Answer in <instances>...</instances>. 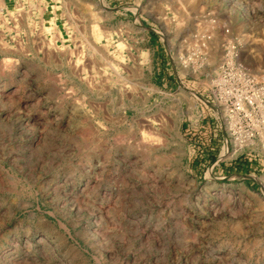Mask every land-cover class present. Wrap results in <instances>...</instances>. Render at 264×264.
Returning a JSON list of instances; mask_svg holds the SVG:
<instances>
[{
    "label": "rangeland",
    "instance_id": "obj_1",
    "mask_svg": "<svg viewBox=\"0 0 264 264\" xmlns=\"http://www.w3.org/2000/svg\"><path fill=\"white\" fill-rule=\"evenodd\" d=\"M0 264H264V0H0Z\"/></svg>",
    "mask_w": 264,
    "mask_h": 264
},
{
    "label": "built area",
    "instance_id": "obj_2",
    "mask_svg": "<svg viewBox=\"0 0 264 264\" xmlns=\"http://www.w3.org/2000/svg\"><path fill=\"white\" fill-rule=\"evenodd\" d=\"M228 77L229 79L226 81L229 85L228 91L224 92L223 88L219 86L213 97L216 106L222 108L230 120L246 114L244 108L247 104H250V95L253 93H237L239 90L237 85L234 83L232 77ZM238 80L241 81L245 87L250 89L252 82L244 74L240 73L238 75ZM249 137L251 136L249 135Z\"/></svg>",
    "mask_w": 264,
    "mask_h": 264
},
{
    "label": "crops",
    "instance_id": "obj_3",
    "mask_svg": "<svg viewBox=\"0 0 264 264\" xmlns=\"http://www.w3.org/2000/svg\"><path fill=\"white\" fill-rule=\"evenodd\" d=\"M5 2H10V1H12V0H4Z\"/></svg>",
    "mask_w": 264,
    "mask_h": 264
}]
</instances>
